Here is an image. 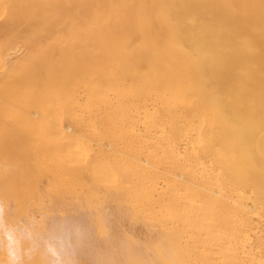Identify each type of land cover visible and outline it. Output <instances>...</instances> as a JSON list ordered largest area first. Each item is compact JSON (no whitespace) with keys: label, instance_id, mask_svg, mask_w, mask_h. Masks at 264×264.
Returning a JSON list of instances; mask_svg holds the SVG:
<instances>
[{"label":"bare ground","instance_id":"bare-ground-1","mask_svg":"<svg viewBox=\"0 0 264 264\" xmlns=\"http://www.w3.org/2000/svg\"><path fill=\"white\" fill-rule=\"evenodd\" d=\"M261 47L264 0H0V264L66 221L115 264H264L260 126L188 124L174 83L264 80Z\"/></svg>","mask_w":264,"mask_h":264},{"label":"rangeland","instance_id":"rangeland-1","mask_svg":"<svg viewBox=\"0 0 264 264\" xmlns=\"http://www.w3.org/2000/svg\"><path fill=\"white\" fill-rule=\"evenodd\" d=\"M258 51L264 58V47L259 48ZM177 67L179 78L174 83L176 91L177 88L179 91V108L184 118L188 120L196 118L194 123L189 121L188 124H199L201 120L208 123L212 113L221 109L225 110L227 117L234 122L260 126L258 187L262 193L261 211L264 218V87L261 85H264L263 78L244 80L240 83V87L231 89V77H228L229 80L225 82L221 79H213V73L209 71L197 73L194 65L190 62L179 61ZM132 91L130 90V93L135 95ZM137 91L135 93H140ZM105 92L112 97L115 94L113 90L112 92L111 90ZM109 100H111L110 97ZM105 138L107 137H104L101 142L106 143L107 139ZM183 142L181 141L180 147L183 146Z\"/></svg>","mask_w":264,"mask_h":264},{"label":"clouds","instance_id":"clouds-1","mask_svg":"<svg viewBox=\"0 0 264 264\" xmlns=\"http://www.w3.org/2000/svg\"><path fill=\"white\" fill-rule=\"evenodd\" d=\"M103 222L106 225L107 219L105 218ZM4 238L8 264H23L24 257L31 259L36 252L41 253L43 264H78V253L85 247L89 249L92 255L93 264H115L111 251L92 245L89 229L73 221L60 224L56 232L44 242L42 249L27 232L17 234L15 231L8 230L4 232ZM101 238L105 242L111 239L107 228L106 235L101 236ZM21 240L29 241L30 246L27 249L20 248L18 245Z\"/></svg>","mask_w":264,"mask_h":264}]
</instances>
